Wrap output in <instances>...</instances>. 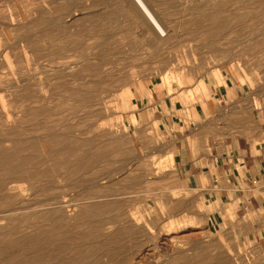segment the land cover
I'll list each match as a JSON object with an SVG mask.
<instances>
[{
	"label": "rangeland",
	"instance_id": "obj_1",
	"mask_svg": "<svg viewBox=\"0 0 264 264\" xmlns=\"http://www.w3.org/2000/svg\"><path fill=\"white\" fill-rule=\"evenodd\" d=\"M239 143L264 145V0H0V264H264ZM53 234L83 249L49 261Z\"/></svg>",
	"mask_w": 264,
	"mask_h": 264
},
{
	"label": "crops",
	"instance_id": "obj_2",
	"mask_svg": "<svg viewBox=\"0 0 264 264\" xmlns=\"http://www.w3.org/2000/svg\"><path fill=\"white\" fill-rule=\"evenodd\" d=\"M225 155L223 170L225 173H229L230 179L232 180V182H227L231 188V193L236 192V189H234L235 186L240 188L239 192L242 191V196L264 188V145L255 148L249 144L242 145L239 143L233 149L232 155ZM195 170V165L193 166L192 160L187 159V166L184 165L183 172L192 173ZM227 191L230 194L228 189ZM259 204L261 205L260 201Z\"/></svg>",
	"mask_w": 264,
	"mask_h": 264
},
{
	"label": "bare ground",
	"instance_id": "obj_3",
	"mask_svg": "<svg viewBox=\"0 0 264 264\" xmlns=\"http://www.w3.org/2000/svg\"><path fill=\"white\" fill-rule=\"evenodd\" d=\"M73 13V12H72ZM143 20V22H145V19H142ZM65 70V69H64ZM48 134V133H47ZM64 134V133H63ZM55 135H57V134H55ZM54 135V136H55ZM62 135V134H61ZM67 135H69V133L67 134ZM49 136V135H48ZM52 136V135H51ZM53 137V136H52ZM67 137V136H66ZM68 137H70V136H68ZM67 137V138H68ZM74 138V137H73ZM47 139V138H46ZM50 139V138H49ZM55 139V138H54ZM75 139V138H74ZM51 140V139H50ZM57 140V139H56ZM49 141V140H48ZM71 149L73 150V151H75L76 152V149H77V146H76V144L74 143L73 144V146L71 147ZM65 150V149H64ZM82 157V156H81ZM76 168V167H75ZM79 168V167H78ZM77 170H72V175L76 172ZM79 171V170H78ZM91 171V170H90ZM37 174H39V173H37ZM36 175V174H35ZM68 175H70V174H68ZM71 175V176H72ZM75 175H76V173H75ZM61 176H62V174H61ZM64 176V175H63ZM70 177V176H69ZM73 177V176H72ZM33 178V177H32ZM83 178V177H82ZM28 179H30V177L28 178ZM27 179V180H28ZM81 179V178H80ZM88 179V178H87ZM87 179H85V181L87 180ZM90 179H91V177H90ZM94 179V178H93ZM35 181V180H34ZM77 181H79V180H77ZM76 181V182H77ZM21 182V181H20ZM36 182H34V184H35ZM49 183V182H48ZM71 183V182H70ZM69 183V184H70ZM82 183V182H81ZM68 184V185H69ZM77 183H75V185H76ZM51 185V184H50ZM79 185V184H78ZM54 186V185H53ZM70 186H72V183L70 184ZM77 186V185H76ZM43 187V186H42ZM68 187V186H67ZM58 188H59V186H58ZM83 190V189H82ZM51 192H47V196L45 197L48 201H49V203H48V205H51L52 207H54L53 205H57L59 208H58V210L57 211H55L54 212V210H53V208H51L50 210H49V212L48 213H50V215H51V213L52 214H55V213H57V212H60L61 214L59 215L60 216V223H61V225H63L64 227H67L68 226V223H67V217L64 215V212H65V210H64V208H62L63 207V205H65L66 203H70V201H67V199L65 200V198H66V196L64 197V193L63 192H54L53 190H50ZM81 193V192H80ZM85 193V191H83V194L81 193V195L80 196H83V198H85L86 196V198L85 199H88V198H91V197H89L90 195H86V194H84ZM96 194V193H95ZM31 195V194H30ZM68 195V194H67ZM94 195V194H93ZM79 196V195H78ZM79 196V197H80ZM43 197V196H42ZM24 198V197H23ZM20 199V198H19ZM45 199V201L44 202H46L47 200ZM26 200V199H25ZM53 201V202H52ZM20 202V201H19ZM22 203V202H21ZM38 203H41L40 201L38 202ZM75 203V202H74ZM18 204V203H17ZM20 206V205H19ZM23 206V205H22ZM24 207V206H23ZM66 207H68V206H66ZM72 207V206H71ZM18 208H20V207H18ZM17 208V209H18ZM46 208V207H45ZM50 208V207H49ZM17 209H15V210H17ZM9 210V209H8ZM7 210V211H8ZM22 211V210H21ZM69 211V210H68ZM84 211V210H83ZM5 212V211H4ZM82 212V211H81ZM47 213V214H48ZM85 213V212H84ZM5 214H7V213H5ZM79 214V213H78ZM119 214V213H118ZM41 216V215H40ZM53 216V215H52ZM131 216V215H130ZM51 217V216H50ZM56 217V216H55ZM80 217V216H79ZM81 217H82V215H81ZM118 217V216H117ZM21 218V217H20ZM92 218H93V216H92ZM18 219V218H17ZM49 219V218H48ZM58 219V218H57ZM71 219V218H70ZM105 219V218H104ZM110 219V218H109ZM112 219V218H111ZM114 219V218H113ZM112 219V220H113ZM117 219V218H116ZM131 219V218H130ZM101 220H103V219H101ZM53 221H54V219H53ZM55 221H56V219H55ZM115 221H117V220H115ZM131 221V220H130ZM49 222H51V221H49ZM71 222V221H70ZM98 223L100 224H107V223H103V222H100V221H98ZM121 223V222H120ZM139 223L140 222H138V223H136L137 225H139ZM78 224V223H77ZM116 224H117V222H116ZM147 224V223H146ZM60 225V226H61ZM75 225V224H74ZM90 225V224H89ZM56 230H57V227H54ZM123 229V228H122ZM133 229V228H132ZM51 230V229H50ZM54 230V229H53ZM119 230V229H118ZM55 231V230H54ZM100 231V230H99ZM125 232V231H124ZM69 235V232L68 231H66V232H64L61 236H63V238H67V237H69L68 236ZM118 235V234H117ZM120 236V235H119ZM123 236V235H122ZM81 237H83V235L81 236ZM53 238H55V234H53V235H51L50 237H49V240H48V248H49V261H52V260H55L54 259V256H57L56 254H58V252H60V253H63L64 254V252H66L67 251V253H68V251H69V249H71L72 251H76V248H78L79 247V243H77L76 244V246H71L70 244V246L69 245H67V243L65 242L63 245H61V244H58V242H57V244L54 242V240H53ZM61 238V237H60ZM84 238H85V236H84ZM168 240V239H167ZM92 241V240H91ZM61 242H64V241H61ZM106 242V241H105ZM167 242V241H166ZM69 243V242H68ZM75 243V242H74ZM96 244V243H95ZM102 244V243H101ZM80 248H82V247H80ZM80 248H78V249H80ZM74 249V250H73ZM83 249V248H82ZM22 251V250H21ZM56 251H58V252H56ZM114 252V251H113ZM109 253V252H108ZM107 253V254H108ZM183 253V252H182ZM70 254V253H69ZM62 255V254H61ZM68 255V254H67ZM104 256V255H103ZM62 257V256H61ZM68 257V256H67ZM105 257H106V254H105ZM155 257V256H154ZM187 257V256H186ZM70 258V257H69ZM104 258V257H103ZM141 258H143V257H141ZM185 258V257H184ZM208 258V257H207ZM57 259V258H56ZM74 259V258H73ZM76 259H77V264H105V262H103L102 261V256H101V258H98V259H94V261L93 262H91L90 261V257L87 255V256H83V255H80V256H78V255H76ZM76 259H74V260H76ZM145 259V258H144ZM58 260V259H57ZM146 260V259H145ZM59 261V260H58ZM57 261V262H58ZM61 261V260H60ZM109 261V260H108ZM110 261H112V260H110ZM144 261V260H143ZM196 262H197V260H195ZM202 261V260H201ZM75 262V261H74ZM199 262V261H198ZM54 263V262H53ZM52 263V264H53ZM134 263V262H133ZM188 263V262H187ZM192 263V262H191ZM193 263H195V262H193ZM192 263V264H193ZM203 263V262H202ZM206 262H204V264H205ZM61 264V263H60ZM74 264H76V263H74ZM117 264V263H116ZM126 264V263H125ZM140 264V263H139ZM171 264H175V263H171Z\"/></svg>",
	"mask_w": 264,
	"mask_h": 264
},
{
	"label": "built area",
	"instance_id": "obj_4",
	"mask_svg": "<svg viewBox=\"0 0 264 264\" xmlns=\"http://www.w3.org/2000/svg\"><path fill=\"white\" fill-rule=\"evenodd\" d=\"M256 183V182H255Z\"/></svg>",
	"mask_w": 264,
	"mask_h": 264
}]
</instances>
